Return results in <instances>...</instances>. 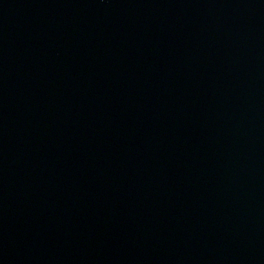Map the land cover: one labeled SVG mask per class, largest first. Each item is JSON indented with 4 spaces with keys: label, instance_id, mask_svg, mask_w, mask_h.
I'll use <instances>...</instances> for the list:
<instances>
[{
    "label": "water",
    "instance_id": "1",
    "mask_svg": "<svg viewBox=\"0 0 264 264\" xmlns=\"http://www.w3.org/2000/svg\"><path fill=\"white\" fill-rule=\"evenodd\" d=\"M0 264H264V0H0Z\"/></svg>",
    "mask_w": 264,
    "mask_h": 264
}]
</instances>
